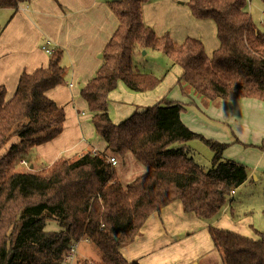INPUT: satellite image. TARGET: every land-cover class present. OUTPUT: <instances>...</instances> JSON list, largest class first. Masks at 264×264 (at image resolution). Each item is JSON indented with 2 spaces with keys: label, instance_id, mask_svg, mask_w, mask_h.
Instances as JSON below:
<instances>
[{
  "label": "trees",
  "instance_id": "obj_1",
  "mask_svg": "<svg viewBox=\"0 0 264 264\" xmlns=\"http://www.w3.org/2000/svg\"><path fill=\"white\" fill-rule=\"evenodd\" d=\"M29 1L0 0V9H17ZM146 2L109 3L119 24L96 74L80 91L94 130L105 142L103 151H88L73 161L60 158L36 172L14 168L23 156L31 160L35 146L63 131L65 108L47 95L65 82L63 49H54L46 67L23 72L10 99L0 84V151L19 138L0 156V264H62L70 245L80 239L91 241L101 259L75 264H138L128 261L121 248L134 241L153 212L178 199L186 212L212 219L231 201V190L247 180L245 165L224 159L228 143L206 138L183 122L180 102L164 97L116 123L109 114V96L121 81L136 92L160 83L161 78L134 62L136 50L154 49L182 68L177 83L197 96L264 100V20L261 27L254 22L248 0H189L196 18L216 24L219 46L209 56L199 38L177 43L169 33L158 35L144 21ZM195 138L213 151L208 171L186 145ZM116 155H131L147 170L123 183L109 161ZM50 220L58 230L47 229ZM257 233L254 239L209 227L225 264H264V231Z\"/></svg>",
  "mask_w": 264,
  "mask_h": 264
},
{
  "label": "crops",
  "instance_id": "obj_2",
  "mask_svg": "<svg viewBox=\"0 0 264 264\" xmlns=\"http://www.w3.org/2000/svg\"><path fill=\"white\" fill-rule=\"evenodd\" d=\"M112 1L31 0L17 9H0V84L7 89V99L14 95L23 72H33L48 65L50 55L43 49L46 42L50 41L51 47L64 51L65 82L48 90L47 95L65 107L66 120L59 136L32 149L30 166L34 168L49 166L63 156L100 152L106 147L104 141L89 143L85 134L86 112L79 106L82 102L76 103L73 97L78 93L77 85L81 82L84 85L96 74L103 59V49L118 27V18L109 6ZM184 1L187 0H147L143 5L144 21L158 35L168 32L177 42L182 43L187 37L201 38L210 56L219 46L216 24L211 19H199L192 14L193 18L183 7ZM181 17L190 23V27L181 26ZM177 66L182 73V68ZM66 77H69L68 81ZM112 92L109 97L114 108L127 110L128 106ZM182 99L186 103L181 112L183 122L206 138L228 143L224 159L246 166L248 178L243 184L251 178L264 180V100L240 97L207 104L188 95H183ZM18 141L19 138L14 136L0 156L10 143ZM221 212L217 217L205 220L193 212H186L177 199L161 211L153 212L134 241L121 248V252L128 261L138 264H199L201 259L212 257L214 253L215 261L210 264H225L209 234L211 226L231 230L220 223ZM234 227L231 231L252 237L238 230L236 225ZM258 238L259 234L254 239Z\"/></svg>",
  "mask_w": 264,
  "mask_h": 264
},
{
  "label": "rangeland",
  "instance_id": "obj_3",
  "mask_svg": "<svg viewBox=\"0 0 264 264\" xmlns=\"http://www.w3.org/2000/svg\"><path fill=\"white\" fill-rule=\"evenodd\" d=\"M188 2L189 0L184 1L183 7L189 10L190 14L192 15ZM248 10L252 15L254 22L261 27V24H263L262 21L264 20V2L261 0H248ZM192 17L194 18L193 15ZM181 19L183 21L181 26L190 27V23L184 17H181ZM144 51H146V53H143ZM134 62L141 71L151 73L156 77L161 78V81L155 88L142 92L130 90L124 82H119L117 88L113 91V95L117 94L118 100L128 107L127 110L122 107L120 108L122 111H118L116 108H114V103L110 101L109 111L115 122L118 123L132 113L136 111L140 112L148 106L158 103L164 97L176 100L182 105H186L182 99V96L188 95L191 96V98H198L207 104H211L212 101L202 97L201 95L197 96L194 92H192V90L189 89V87L185 89L180 87V85L177 83L178 77L181 73L180 68L176 64H173L171 58H169L163 52L154 49L136 50L134 54ZM66 76H69V74ZM68 79L69 77H66L67 81ZM82 84L83 83L81 82L77 85L78 93L73 98L76 103H79L80 101L82 102V104H79V106L86 112V115L84 116L86 119L85 134L88 136L89 143L94 142L98 144V141L103 143V139L100 138L94 130L93 124L91 122V112L88 109L87 103L80 95V91L83 86ZM142 98L145 99L143 100ZM141 99L143 100L142 103H140ZM71 106H73V104H71ZM89 126L91 128H89ZM186 145L190 149V155L193 156L194 160L198 162L205 171H208L211 168V161L213 157V151L211 148L198 138L188 141ZM80 155L81 154L74 155L72 157L68 156V158L63 156V158L73 161L76 160ZM29 156L32 157V152L29 154ZM22 159L25 160L26 157L23 156L22 158L18 159L14 168L36 172L48 167L41 165L36 166L35 168L33 166L28 168L27 166L20 164ZM116 160L117 164L114 165L116 174L123 183L133 180L136 176L144 173L147 170L143 164L137 162L131 155H128L127 158H121L116 155ZM27 163L30 165V160L27 161ZM233 193L232 191L230 192L231 196H228V200L231 198V201L226 203L225 208L218 216V218L221 220L220 223L230 227L231 230H234L232 227L235 228L234 226L236 225L238 230H242L245 234L250 235L253 238H257V231H264V180L260 179L257 181L251 178L245 184L235 188V194ZM47 229L58 230L57 223L54 220H50L47 224ZM201 247L204 248V244H202ZM76 257V261L78 262L85 259L97 262L101 259V253L91 241L80 239L78 241ZM215 257L216 254L214 253L212 257L201 259L199 264H210L215 261L213 260Z\"/></svg>",
  "mask_w": 264,
  "mask_h": 264
},
{
  "label": "built area",
  "instance_id": "obj_4",
  "mask_svg": "<svg viewBox=\"0 0 264 264\" xmlns=\"http://www.w3.org/2000/svg\"><path fill=\"white\" fill-rule=\"evenodd\" d=\"M50 41L46 42V44L43 46V49L44 51L47 53V54H52L53 51H54V48L50 46ZM109 161L115 165L117 164V160H116V157L114 156H111L109 158ZM20 164L24 165V166H27L28 168L32 167L30 166L26 160L22 159L20 161ZM232 193L234 192V189L231 190ZM77 246H78V243H72L69 247V249L67 250V252L65 253L64 255V259H63V262L62 264H75L76 263V252H77Z\"/></svg>",
  "mask_w": 264,
  "mask_h": 264
},
{
  "label": "water",
  "instance_id": "obj_5",
  "mask_svg": "<svg viewBox=\"0 0 264 264\" xmlns=\"http://www.w3.org/2000/svg\"><path fill=\"white\" fill-rule=\"evenodd\" d=\"M146 51H144L143 53H145Z\"/></svg>",
  "mask_w": 264,
  "mask_h": 264
}]
</instances>
